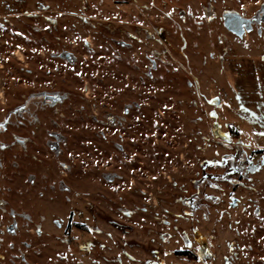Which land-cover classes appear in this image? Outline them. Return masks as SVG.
<instances>
[{
    "label": "rangeland",
    "instance_id": "rangeland-1",
    "mask_svg": "<svg viewBox=\"0 0 264 264\" xmlns=\"http://www.w3.org/2000/svg\"><path fill=\"white\" fill-rule=\"evenodd\" d=\"M259 1L24 0L18 7L21 2L0 0V21H22L14 27L27 34L33 54L40 38V86L71 96L59 113L46 114L68 135L65 155L55 159L45 147L42 163L44 186L64 181L70 193L47 191L40 206V161L2 163L0 198L8 205L0 208V230L11 222V208L35 224L43 215L46 226L41 240L30 231L17 238L0 232V264H23L16 255L27 250L19 240L32 246L29 264H224V256L232 261L227 246L233 239L242 247L233 264H264V168L249 176L254 182L245 180L252 189L233 194L246 212L231 207L229 196L241 180L232 173L241 158L264 162V49L251 45L252 35L230 33L221 19L224 9L242 12ZM209 5L217 17L207 24ZM19 9L30 16L14 17ZM25 23L40 32L27 31ZM64 52L77 62L53 58ZM116 91L140 109L125 116L123 156L103 159L94 140L88 153L89 128L97 126L87 117ZM108 170L123 178L103 181L100 174ZM214 198L223 202L219 225ZM87 209L95 231H75L76 245L50 226L71 215L85 219ZM236 220L239 237L235 225L229 227ZM196 231L211 247L204 262L194 255Z\"/></svg>",
    "mask_w": 264,
    "mask_h": 264
},
{
    "label": "flooded vegetation",
    "instance_id": "flooded-vegetation-1",
    "mask_svg": "<svg viewBox=\"0 0 264 264\" xmlns=\"http://www.w3.org/2000/svg\"><path fill=\"white\" fill-rule=\"evenodd\" d=\"M13 2L22 3L24 0H11ZM18 7L22 5L17 4ZM204 18L207 24L212 23L216 19V13L213 5H209L203 9ZM238 14L242 18L244 24V36L238 37L236 34L230 32L225 26V16ZM26 17L30 14L19 9V13L14 17ZM34 16V14H31ZM36 16V15H35ZM180 16L185 19L184 11H180ZM35 18V17H30ZM0 21V28H7L5 33H0V168H3V161L17 162L31 158L34 161H40V206L45 199L47 191L52 193H70L71 189L60 181L59 185H52L51 187H45L43 169V161L45 159V147L47 151L55 158H61L65 155V147L68 145V135L60 130V125L53 117L46 114L52 113L56 115L59 110L64 108L66 103H70L71 96L68 92L62 91L54 86H40V38L37 37V45L35 47V54L32 53L33 46H29V37L19 32L15 28V24L23 23L18 18L8 19L5 16ZM221 19L223 20L225 28L232 34L236 35L240 39H250L252 46L260 47L264 49V0H260L253 4V7L245 9V11H238L237 9H224L221 11ZM37 24L40 20H36ZM26 25L28 23H25ZM24 25V24H22ZM25 25V26H26ZM29 25V24H28ZM26 26L25 29L30 28L31 31L40 32V26L31 24ZM26 31V30H25ZM38 35V34H37ZM220 40V38H219ZM24 43L25 45H22ZM32 47V48H31ZM31 48V49H30ZM33 55V59H29V55ZM63 55V56H62ZM55 59H61L68 61L71 64H75L77 59L70 52H64L62 54L53 55ZM57 71H59L57 69ZM47 76H52L48 73ZM53 77V76H52ZM94 97H88L87 102L91 103ZM104 101H101V106L98 113H90L88 119L91 123L95 124L97 128L90 130V139L88 141V153L92 152L93 140L100 143L103 147L101 155L103 159H109L110 157L123 156L124 154V123L125 116H128L134 109H140V106L135 100L125 103L123 96L119 91L113 93V96L106 94ZM97 108L98 105L95 104ZM93 109V108H92ZM116 152V155L112 152ZM111 152V153H110ZM241 163L232 172L241 178L240 183L233 184L230 191V205L234 209L239 207L244 212L247 211V207L244 206L239 198L234 197V193L237 190L252 189L251 186L245 184V180L249 182L253 179L249 176L256 175L263 171L264 162H254L253 158L243 159ZM1 176V175H0ZM30 176L34 177V181L30 182ZM103 181L114 184L123 177L116 171H103L100 174ZM28 182L34 186L36 183V176L29 175ZM236 190V191H234ZM21 196L24 193L21 192ZM214 201L216 199L214 198ZM8 202L0 198V208L7 207ZM223 202L221 199L214 203L216 208L215 218L216 225L220 224L221 217L225 215L223 211ZM257 216L261 215L260 208L255 205L252 206ZM89 214L85 219H76L73 215L69 217L68 222L65 223L62 219H52L50 226L57 232L62 233L68 244H78L77 235L73 236L75 231H81L90 236V233L95 231L93 211L88 209L85 211ZM11 222L3 225V229L0 230L2 234H8L12 237H19L23 231H30L36 236L40 237V240L44 236L45 232V218L40 216V221L34 223V220L24 212H18L15 209L10 210ZM34 226L31 230L30 226ZM48 225V224H47ZM235 225V229L234 226ZM83 227V228H82ZM230 229H234L237 237L240 236L238 221L235 224L229 222ZM85 229V231H84ZM100 232V229H98ZM67 235L69 238H67ZM197 236V254H194L197 260L205 261V257L210 253V244L206 242L203 236L196 231ZM67 238V239H66ZM93 241V236H91ZM236 239H233L227 246L229 254H231L232 261L226 256L223 257L224 264H233L238 259V249H241V245L237 243ZM22 245L26 250L32 248L31 244L24 241ZM91 245V244H90ZM187 249L191 247V244L187 241ZM16 246L11 244V249L15 250ZM18 248L19 256L17 258L23 264H29L26 261V252ZM41 252V251H40ZM73 252V251H72ZM191 252V250L181 251ZM74 253V252H73ZM192 254V253H191ZM192 254V255H193ZM233 254V255H232ZM152 264V261H149Z\"/></svg>",
    "mask_w": 264,
    "mask_h": 264
},
{
    "label": "water",
    "instance_id": "water-1",
    "mask_svg": "<svg viewBox=\"0 0 264 264\" xmlns=\"http://www.w3.org/2000/svg\"><path fill=\"white\" fill-rule=\"evenodd\" d=\"M225 18V26L226 28L236 34L238 37L242 38L244 36L245 30H244V24L242 22V18H240V15L238 14H232V15H227L224 17ZM63 56V55H62ZM214 103L217 106H220V101L219 99H215ZM34 181V177L30 176V182Z\"/></svg>",
    "mask_w": 264,
    "mask_h": 264
},
{
    "label": "built area",
    "instance_id": "built-area-1",
    "mask_svg": "<svg viewBox=\"0 0 264 264\" xmlns=\"http://www.w3.org/2000/svg\"><path fill=\"white\" fill-rule=\"evenodd\" d=\"M119 4L128 5L131 4L132 0H118Z\"/></svg>",
    "mask_w": 264,
    "mask_h": 264
}]
</instances>
